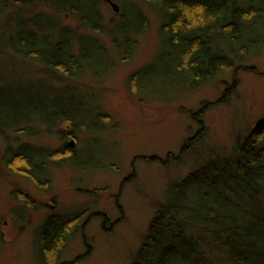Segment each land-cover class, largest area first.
<instances>
[{
    "label": "trees",
    "instance_id": "obj_1",
    "mask_svg": "<svg viewBox=\"0 0 264 264\" xmlns=\"http://www.w3.org/2000/svg\"><path fill=\"white\" fill-rule=\"evenodd\" d=\"M37 1L0 0V164L38 184L47 181L51 167L77 156L76 150L68 143L55 150L20 144L19 137L34 138L37 128L59 129L67 121L80 130L86 96L79 92L81 83L96 53L109 49L98 36L99 0H40L49 12L39 9ZM143 1L161 19L155 78L164 89L184 91L226 73L256 71L251 61L264 50V0ZM125 10L120 37L113 26L107 27L121 58L135 52L137 36L147 24L136 5L127 4ZM65 13L77 20L76 26L64 24ZM39 70L45 75L37 77ZM32 92L39 96L32 97ZM105 116L86 111L97 127ZM59 132L62 138L67 134ZM204 133L192 135L179 153L162 159L192 157L195 162L184 177L169 184L130 264H216L218 258L224 264H264V118L238 133L229 154L206 144ZM87 213L50 218L34 240L35 264H61Z\"/></svg>",
    "mask_w": 264,
    "mask_h": 264
},
{
    "label": "rangeland",
    "instance_id": "obj_2",
    "mask_svg": "<svg viewBox=\"0 0 264 264\" xmlns=\"http://www.w3.org/2000/svg\"><path fill=\"white\" fill-rule=\"evenodd\" d=\"M113 1L118 11L108 0L98 1L102 16L98 36L109 51L96 53L97 60L88 65L81 83L79 92L86 96L80 110L84 120L78 125L83 130L67 121L59 128L67 132L63 138L57 127H39L34 138L19 137L20 144L53 150L74 142L77 156L51 167L47 181L38 184L0 164V264H35L34 240L41 227L52 217H72L83 210L89 218L69 241L61 264H130L169 184L184 177L195 162L192 157L180 162L162 159L179 153L189 137L203 130L206 144L232 153L238 133L264 118V50L251 61L256 71L226 73L184 91L164 89L155 78L161 49L157 12L143 0ZM127 4L141 9L147 24L137 36L135 52L121 58L122 50L112 45L107 32L113 26L119 36ZM36 5L50 10L40 0ZM62 16L64 24L77 25L72 15ZM111 20L115 22L110 24ZM44 75L40 70L36 74ZM37 92L42 102L44 90ZM37 92L29 95L39 96ZM86 111L105 114L102 127L86 118ZM195 112L199 117H193ZM218 259L216 264H224Z\"/></svg>",
    "mask_w": 264,
    "mask_h": 264
},
{
    "label": "water",
    "instance_id": "obj_3",
    "mask_svg": "<svg viewBox=\"0 0 264 264\" xmlns=\"http://www.w3.org/2000/svg\"><path fill=\"white\" fill-rule=\"evenodd\" d=\"M111 4H112V6L114 7V9L116 10V11H118L119 10V5L117 4V3H115L113 0H108ZM70 146H74V142H69L68 143Z\"/></svg>",
    "mask_w": 264,
    "mask_h": 264
}]
</instances>
